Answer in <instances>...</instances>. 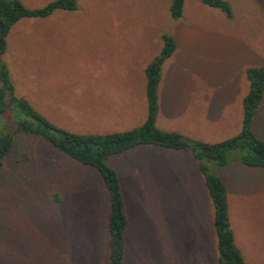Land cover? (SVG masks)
<instances>
[{
  "label": "rangeland",
  "instance_id": "rangeland-1",
  "mask_svg": "<svg viewBox=\"0 0 264 264\" xmlns=\"http://www.w3.org/2000/svg\"><path fill=\"white\" fill-rule=\"evenodd\" d=\"M50 1L19 0L29 9ZM224 1L230 19L184 0L174 20L170 0H75L72 11L15 22L2 61L15 96L54 126L119 132L143 122L144 68L168 34L175 48L161 65L155 126L218 142L239 131L245 69L264 66V0ZM202 92L208 112L193 106H204ZM252 130L264 141V96ZM107 163L128 219L122 264H217L211 202L190 154L141 146ZM201 163L225 186L243 261L264 264V169L240 165L237 152L222 166ZM107 206L91 168L18 137L0 167V264H105Z\"/></svg>",
  "mask_w": 264,
  "mask_h": 264
},
{
  "label": "trees",
  "instance_id": "trees-1",
  "mask_svg": "<svg viewBox=\"0 0 264 264\" xmlns=\"http://www.w3.org/2000/svg\"><path fill=\"white\" fill-rule=\"evenodd\" d=\"M196 1L231 18L230 7L224 0ZM183 4L184 0H170L168 14L171 19L181 17ZM75 6V0H53L40 8L29 9L19 0H0V167L10 155L18 137L36 136L74 163L91 168L107 194L105 264H122L128 219L119 178L108 165V158L141 146L186 152L197 162L211 202L217 264H245L234 243L229 225L225 186L217 176L208 173L201 162H215L222 166L229 153L237 152L240 165L264 169V141L252 130L253 117L264 96V66L249 67L244 71L247 89L240 101V128L235 135L218 142L206 143L174 131H163L155 126L157 86L161 65L173 52L175 43L170 35L161 34V48L144 68L146 113L143 122L119 132L70 133L51 124L25 99L15 96L2 57L6 51L7 34L15 22L22 18H45L56 10L72 11ZM8 122L9 127L6 125ZM55 200L59 201V198L55 196Z\"/></svg>",
  "mask_w": 264,
  "mask_h": 264
},
{
  "label": "crops",
  "instance_id": "crops-1",
  "mask_svg": "<svg viewBox=\"0 0 264 264\" xmlns=\"http://www.w3.org/2000/svg\"><path fill=\"white\" fill-rule=\"evenodd\" d=\"M208 85H205V87H207ZM202 87H204V85H202ZM205 92H206V90H205ZM192 93V92H191ZM201 98H202V102H203V104H204V106H200L199 105V102H196V103H193V106L196 108V109H203L204 111H209L210 110V104H209V99H210V97H209V95L208 96H205V93L204 92H202V95H201ZM187 104H188V102H187ZM185 108H186V106H185ZM218 111H221V104L218 106ZM219 117H221V114H220V116ZM218 117V118H219ZM185 136H187V137H189L186 133H185ZM221 141V140H220ZM213 143V142H212Z\"/></svg>",
  "mask_w": 264,
  "mask_h": 264
}]
</instances>
